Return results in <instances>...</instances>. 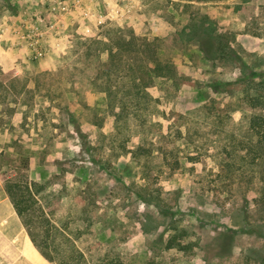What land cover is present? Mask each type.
<instances>
[{"label":"rangeland","instance_id":"374dc122","mask_svg":"<svg viewBox=\"0 0 264 264\" xmlns=\"http://www.w3.org/2000/svg\"><path fill=\"white\" fill-rule=\"evenodd\" d=\"M146 41L172 72L145 103L128 76L104 92L89 78L109 47L135 62ZM261 92L264 0H0V194L14 206L9 178L43 183L25 220L41 239L48 218L88 264H264ZM20 219L31 242L0 264H57Z\"/></svg>","mask_w":264,"mask_h":264},{"label":"trees","instance_id":"16d2710c","mask_svg":"<svg viewBox=\"0 0 264 264\" xmlns=\"http://www.w3.org/2000/svg\"><path fill=\"white\" fill-rule=\"evenodd\" d=\"M192 33H195L193 29ZM216 36L217 34L214 32V29L210 27H206L202 32L196 35V38L198 37L200 41V49L205 52L209 58L213 57L214 52L217 50ZM138 49L137 51L141 54V57L139 60L137 59V61L133 62L134 59L129 58L128 55L130 49L124 44H118L116 47H109L108 54L112 55V60H110V63L106 61L99 65L91 63V65H93V70H91V73L88 75L89 78L94 80L97 78V84L100 86L99 90L104 92L103 84L108 87V85L111 86L114 84L113 82H116L118 87L121 81L120 74H122V76H128L131 87L137 86V88L140 89V91L136 92V96L139 98L140 95V102L144 101L145 103L146 93H148L146 89L152 83V78L170 75L172 72V65L170 61L163 56L161 48L155 44V41H146L145 46L143 48L139 47ZM102 50L104 49H100V51ZM219 50H225V47L222 46ZM137 51L135 52L137 53ZM88 54H93V51H89ZM124 57L126 58L125 60ZM162 58H165V60ZM128 92H131L130 88ZM115 96L117 100L115 103L120 106L121 110L125 109L128 105V102H125L126 98ZM126 96H129V94H126ZM254 101L253 108L259 107L264 103V92L257 95ZM249 127L258 136L256 143L262 144L264 142V115L262 113L252 112L249 116ZM140 148L142 147L139 146V149ZM2 152L3 150L0 153ZM30 185L34 187L33 190ZM5 188L14 203L16 211L20 217L23 218L33 241L42 249L47 258L55 261L57 264H88L84 251L80 249L75 239L72 238L70 234L62 231L56 224L51 223L48 218L46 219L47 227L41 239H37L31 229L30 222L25 220L26 212L34 205L32 201L34 198L32 195L44 191L45 186L43 183L34 180L24 181L18 178H9L5 184ZM26 188L28 193H26ZM258 200H260L264 209V190L260 194ZM27 201H30L31 204L27 203ZM177 245L180 246V248H184L185 246L180 244Z\"/></svg>","mask_w":264,"mask_h":264},{"label":"crops","instance_id":"0c3cea01","mask_svg":"<svg viewBox=\"0 0 264 264\" xmlns=\"http://www.w3.org/2000/svg\"><path fill=\"white\" fill-rule=\"evenodd\" d=\"M0 216H1V220L5 219L3 223L5 224L4 229L0 228V233L1 232L3 233L2 243L0 245V251L3 248H6V246L10 243L17 245V248L19 249L21 248L22 244L23 245L25 243L28 245L30 244L31 239L29 235L24 231V226L18 215V212L14 208L11 201L7 197L5 196L3 197L1 194H0ZM7 227L9 228V230L7 229Z\"/></svg>","mask_w":264,"mask_h":264},{"label":"built area","instance_id":"2783aa9c","mask_svg":"<svg viewBox=\"0 0 264 264\" xmlns=\"http://www.w3.org/2000/svg\"><path fill=\"white\" fill-rule=\"evenodd\" d=\"M44 52L43 51H40V52H37L36 54H37V56L38 55H41V54H43Z\"/></svg>","mask_w":264,"mask_h":264},{"label":"bare ground","instance_id":"6f19581e","mask_svg":"<svg viewBox=\"0 0 264 264\" xmlns=\"http://www.w3.org/2000/svg\"><path fill=\"white\" fill-rule=\"evenodd\" d=\"M6 215H7V214H6ZM12 226H13V225H12ZM3 228H4V227H3ZM3 228H2V229H3ZM18 235H19V234H18ZM16 243H17V242H16ZM21 252H22V251H21Z\"/></svg>","mask_w":264,"mask_h":264}]
</instances>
